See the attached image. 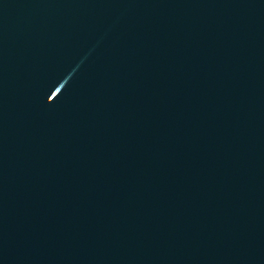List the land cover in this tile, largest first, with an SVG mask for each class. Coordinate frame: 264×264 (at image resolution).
I'll use <instances>...</instances> for the list:
<instances>
[{"label":"water","instance_id":"95a60500","mask_svg":"<svg viewBox=\"0 0 264 264\" xmlns=\"http://www.w3.org/2000/svg\"><path fill=\"white\" fill-rule=\"evenodd\" d=\"M0 264H264V0H0Z\"/></svg>","mask_w":264,"mask_h":264}]
</instances>
